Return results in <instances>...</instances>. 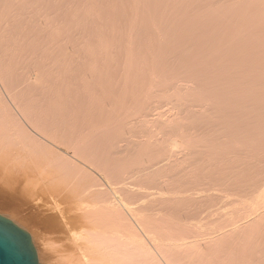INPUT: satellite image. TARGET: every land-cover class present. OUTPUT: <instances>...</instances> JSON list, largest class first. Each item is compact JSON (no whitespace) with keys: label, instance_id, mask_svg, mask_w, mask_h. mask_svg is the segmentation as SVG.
I'll list each match as a JSON object with an SVG mask.
<instances>
[{"label":"rangeland","instance_id":"1","mask_svg":"<svg viewBox=\"0 0 264 264\" xmlns=\"http://www.w3.org/2000/svg\"><path fill=\"white\" fill-rule=\"evenodd\" d=\"M1 1L6 2L5 5L7 7L9 5V4H7V2L10 4H13L14 6L9 5V7H8L11 10L13 8H10V7H14V9L12 10L13 12L9 11V9H5L6 6L4 7L2 5ZM27 1L28 0H16V1L15 0H8V1L7 0H0V2H1L0 3L1 4L0 10L4 13V14H2V12L0 11V15L2 14L0 16V18H1L0 19V85L3 87L2 88L0 86V89L2 90V95L5 98V100L9 104H11L10 106H13L11 103V100L15 99L16 96H17L16 98H22L25 101L27 100L26 102L31 103L34 106L35 112H37L38 114L39 113L40 114L45 113L44 115L49 116V117L52 116V118L55 117L57 120H59V119L65 120L67 122V125H68L67 130L69 132H71V130H73L72 132H74V134H79V136L81 135V137L84 138L83 142H85L86 145L88 144L89 146H92V147L96 146V142L98 139L99 150H101L103 148V151L108 153L114 147H116V148H118V150L117 149L116 150L121 153V154L120 153L119 154L123 156L124 153L129 149L128 145H129L130 141L139 140V138L140 139L141 138H144V139L148 138V137H145V135H144L145 133H143L141 129L140 130H139V128L135 129V127H134V130H133V126L132 127L129 126L130 125L129 123L136 121L139 118V115L141 116L142 113H144L143 111L140 112V110H143L145 105H146L147 111H148L146 113H150V112L156 113V111H166V110H168V108L171 109V107L173 108V106L177 105L178 103L182 106L183 105H189V106L194 107L195 109H199V108L205 106L206 104H209L210 100L214 101V103H217L215 100L218 99L219 100L218 102L220 104L219 103H217V104L221 105V108H220V106L218 107V105L213 106L212 105L213 103H211L212 101L210 102L211 104H209V106L211 105L213 108L217 107L216 108V109H218V110H216L217 114L218 113L221 114L222 117L226 116V119H228V121L232 125L229 126L226 119L225 120H223V118L220 119L221 118L220 116H219V118H216L217 117L216 112H215V110H211L212 108H210L211 107L210 106L209 107L210 111L208 112V114H209L208 125H207V120H205V122L203 121L199 125H197L196 128L198 130L197 129H193V130L190 129L191 130L190 133H192V134H194V132H196V131L197 132L199 131L200 133L202 131H205V132L201 133L202 136L200 133L196 132L198 134V137L196 139H193L194 141L193 140L190 141L193 145H191V143H189V144L184 143L183 146L179 147L180 149L177 148V151H174V153L176 155L174 153H170V152H164L166 154H164L163 152L161 153V151L157 150L156 148H153L151 150L153 151L154 155H156L157 154L156 152L159 151L158 157H160V159H163V158H161L162 156L164 157L165 155H167V157H165L166 160L168 158L173 159V160L177 159V158H181L180 155H182L183 152L185 153V150H183V149H186L187 154L188 153H190V154L196 153L197 154L196 159L192 160L191 164L190 163H187V164L184 163L183 164L185 166L184 173L182 170L180 175H177L176 177L171 176L168 179V183L171 184V187L180 189V192L182 193V195L183 194L186 196L187 195H191V196L193 195L192 198H190V196H187V198H189V202H187L188 201V199H187L186 201H184L180 204V207H182L181 211H180V209L178 210L179 207L174 208L175 211L177 212V214H181V216H183L184 218H186V217L189 219L193 218V220L196 219L195 221H200V220L206 221V220L212 218L213 212H214L213 210H220V208L219 209H218V207L215 208V206L221 205L222 207H224L226 201H228L227 199H229V198L238 199L237 195H240V191H242V190L245 191L244 188L247 189L250 187L248 183H251L252 181H254L255 179L253 180V178H256V176L258 175L256 173V170L259 169L258 166L260 167V164H258V162L259 163L261 162L263 165L261 167H264V164H263V162H264V148H261L264 145V140H262V138L264 137V129L262 130V127H264V115L262 114L263 113L262 108H264V107H262V106H264L262 104H264V100L262 98H264V97H261V95L264 96V92H263V90H257L256 89V88L260 89V88L264 87V76H263L264 72L261 74H258V76H256L258 72L264 71V49H262L264 46V42L263 41L258 42V40L264 39L263 38L264 37V32H263L264 19H261L264 17V14H263L264 9L262 8L263 6L261 8L257 7L258 2L256 0H255V3L253 0H251V1L250 0H246V1L245 0H228V1H230V2L232 1V2L227 4V5H225L226 0H217V1H215V0H210V1L209 0H206V1L200 0L199 2H198V0H194V1L193 0H189V1L186 0L188 3H186V1H183V0H180L181 2H179L177 0H173V1L172 0H153V2H150L152 0H144V1L134 0L135 3H133V1L130 0V3L132 1L131 5L128 2L129 0H124V1L123 0H86L87 2L85 0H82V1L81 0H64V1L63 0H30V1H28L29 3L31 2L30 5ZM34 1H36V2L34 3ZM18 2H20L22 4L25 3L24 5H28V6H23V7H27V8H24L25 10H23V13L25 12L26 16H25V14L22 13V11L20 12V15H17L14 12L16 5L19 4ZM148 2H150V3L148 4ZM204 2L206 3V5L204 4ZM212 2H214V3L209 4ZM220 2H222V4H220ZM233 2H235V3H233ZM16 3H18V4H16ZM58 3L60 5H58ZM178 3H179V5H177ZM183 3H184V7H182ZM194 3H195V5H193ZM198 3L200 5H198ZM207 3L209 5H207ZM256 3H257V6H256ZM33 4H34V7H33ZM185 4H187V5H185ZM216 4H217V6H216ZM223 4L226 6V8L222 12L223 8L225 7V6L223 7ZM230 4L235 5V6L237 5V7L231 6ZM135 5L136 6L139 5L140 7L137 6V8L139 7L138 9H140L141 11L136 10L137 8L135 7ZM149 5H151V6L148 7ZM203 5H205V6H203ZM228 5H230V6H228ZM238 5H240V7ZM241 5H242V7H241ZM18 6H19V8H18ZM18 6H17L16 11L18 9L22 10V6H20V5H18ZM79 6H81V7H79ZM142 6H143V8L146 7L147 9L144 8L145 10L142 11ZM154 6L156 8H153ZM157 6H158V8H157ZM164 6H166V7H164ZM188 6H190L189 9H188ZM200 6L201 7L203 6V8H201ZM248 6H250V7L247 10L246 8ZM29 7H30V12H27V10L29 11ZM205 7H207V8H205ZM210 7H211V12H209ZM221 7H222V9H221ZM204 8H205V10H202ZM228 8H229V10H228ZM251 8H253L254 12H252L253 10H251ZM185 9H188V10L184 11ZM215 9H217V10H215ZM233 9H235V11L231 12V10H233ZM236 9H237V12H236ZM32 10H34V11H32ZM153 10L155 13L152 12ZM161 10H162V12H160ZM165 10H166V13H164ZM167 10H169L171 13L170 12L168 13ZM249 10H251V12H249ZM202 11H203V13L201 14ZM226 11H228V12L226 13ZM31 12H32V14H30ZM129 12H131V13H129ZM146 12H148L150 15H151L150 12H152L153 16L147 17L148 13L146 15ZM159 12L163 13V14H160ZM196 12H197V14H196ZM212 12H214V13H212ZM255 12H256V14H258L257 17L259 19L256 16H254ZM144 13H145V15H144ZM209 13H211L212 15H209ZM221 13H223V14L221 15ZM246 13H247V15H244ZM251 13H253V14H251ZM37 14H38V16H37ZM67 14H68V16H67ZM187 14L189 16H187ZM232 14H234V15L231 16ZM236 14H238L237 15L238 18L235 17ZM8 15L9 16L12 15V16L9 17ZM29 15L31 16L30 18H29ZM178 15H180L181 17ZM182 16H185V17H182ZM229 16H230V19H229ZM255 17L257 19H255ZM24 18L26 20L28 19L27 22H26V20L24 21ZM144 18H146V19H144ZM166 18L169 20H167V22H164V21H166L165 20ZM175 18H177V19H175ZM189 18H190V20H189ZM220 18H221V20H220ZM222 18L224 19V21ZM240 18L242 19V21L239 20ZM131 19H133L134 21ZM135 19H137V20H135ZM203 19H204V21L202 23ZM205 19H207L206 22H205ZM33 20H35L36 22ZM126 20H128L129 22H132V23L127 24L128 21H126ZM160 20L162 22H160ZM173 20H175V21H173ZM184 20H187V21H184ZM218 20L220 22H217ZM13 21H14V23H13ZM179 21H181V22L179 23ZM214 21H216L215 24H213ZM143 22H144V24H143ZM228 22H229V25H228ZM246 22H247V24H246ZM22 23H24V24H22ZM34 23H35V25H34ZM208 23H210V24L208 25ZM13 24H15V25H13ZM135 24L136 25L138 24L139 26L138 25L137 26L139 28H136ZM157 24L159 26L152 29L153 26H155ZM211 24H213V25L211 26ZM226 24L228 26H226ZM3 25L7 26V27H5L6 30L5 29L3 30ZM12 25L14 27H12ZM27 25H29V26H27ZM31 25H32V27H31ZM58 26H60V27H58ZM203 26H204V28H202ZM241 26H243V27H241ZM127 27H128V29H127ZM129 27H131V28H129ZM133 27L136 28L135 29L136 32L132 29ZM141 27H142L143 31L141 30ZM209 27H211V28H209ZM229 27H231V28L229 29ZM249 27H251V29H249ZM1 28H2V30H1ZM146 28H148V29H146ZM218 28H220L221 30ZM237 28H239L238 30H241V31L240 32L237 31ZM260 28H262V29H260ZM10 29H13V30H10ZM167 29H168V31H167ZM183 29H186V30H183ZM207 29L209 31H207ZM20 30L22 33H20ZM138 30H140V31L138 32ZM169 30L171 32L173 31L174 33L169 32ZM180 30L182 33H183V31H185L186 34H185V32H184V34H182L180 32ZM193 30L196 31V33L193 32ZM48 31H50V32H48ZM149 31H151V32H149ZM165 31H167L168 33ZM205 31H207V32H205ZM224 31H226V32H224ZM10 32H13V34L12 33L10 34ZM24 32H26V33L24 34ZM7 33H9V34L7 35ZM56 33L57 34L59 33V34L57 35ZM165 33H167L166 34L167 36L163 37L162 35H164ZM160 34H162V35H160ZM180 34L184 37L178 36ZM192 34H193V36H192ZM245 34H248V36ZM258 34H262L263 36L260 35L261 37L260 36L258 37ZM29 35H33V36H31V38H30ZM158 35L163 37V38L159 37ZM172 35H173V37H172ZM204 35H206V36H204ZM157 36L159 37V39L155 40L157 38ZM190 36L192 37V39ZM216 36H218V37H216ZM228 36H231V39H230V37H229V39H226V37H228ZM254 36H256V37H254ZM169 37H171V38H169ZM178 38H180V39H178ZM164 39H166V40H164ZM250 39L251 40L254 39V41H250ZM6 40H9V41H6ZM23 40H25V41H23ZM55 40H57V41H55ZM158 40H160V41H158ZM163 40L165 42H162V45L160 46V43ZM187 40H190L189 41V42H191L190 45L188 44ZM246 40H248V41L246 42ZM44 41H47L48 44H47V42L45 43ZM58 41H59V43H58ZM152 41H155V42L153 43ZM176 41L177 42L179 41V42L177 43ZM195 41H197V42H195ZM1 42L3 44L6 43L5 45L7 47H4ZM29 42H32L34 44H31ZM64 42H65V44H64ZM157 42H159V44H157V46H155V44ZM175 42L177 44H175ZM182 42H183V45H182ZM184 42L186 44H188V46H186V44ZM227 42H229L230 44ZM244 42H246V45L243 46ZM25 43H26V45H25ZM151 43H153V44H151ZM201 43H202V45H201ZM166 44H169L168 45L169 47ZM184 44H185V46H184ZM210 44H211V46H210ZM158 45H159V47H158ZM177 45L181 46V47H178ZM22 46H23L24 50L22 49ZM154 46H155V48H154ZM173 46H174V48H173ZM175 46L178 48H175ZM203 46H205V48ZM206 47H207V50H206ZM241 47H242V49H240ZM245 47H246V49H245ZM251 47L253 50L251 49ZM258 47H259V49H258ZM45 49H47V50H45ZM163 49H164V51H163ZM64 50H65V52H64ZM239 50H241V51H239ZM14 51H15V53H14ZM161 51H163V52H161ZM19 52L20 53L22 52L24 54L20 55ZM218 52L221 54H219ZM240 52H241V54H240ZM14 54H16V55H14ZM45 54H46V56H45ZM38 55H40V56L37 58L36 56H38ZM20 56H24V57H22L20 59L19 58ZM159 56H160V58H159ZM216 56H218V57L216 58ZM245 56H247V57H245ZM250 56H252V58ZM25 57H26V59H23ZM54 58H55V60H54ZM129 58H131V59H129ZM255 58H256V60H255ZM220 59L222 60V62H220ZM163 60H165L166 63L168 62L167 65H166V63H164ZM32 61L35 62V64L31 63ZM226 61H228V64L226 63ZM25 62L29 63V65L27 64L28 68H27V65H25L26 64ZM179 62H180V64H179ZM185 62H186V64H185ZM241 63H242V65H241ZM30 64H32V65H30ZM109 64H111V66ZM220 64L222 65V67ZM244 64H246V65L244 66ZM173 65H175V66H173ZM198 65H200V66H198ZM223 65L225 66V68ZM231 65H232V67H231ZM236 65H238V66L236 67ZM77 66L79 68H77ZM217 66L218 67L220 66V68H218ZM19 67L22 68L23 73L20 71ZM47 68H49V69L47 70ZM217 68H218V71H220L219 74L211 73V72H216ZM223 68H224V70L226 69L227 71L230 70L231 73H227V71H223L222 70ZM234 68H235V70H233ZM41 69H42V71H41ZM43 69L45 71H43ZM176 69H177V71H176ZM237 69H239V71H237L239 76H238V74H235V75L232 74V73H235ZM245 70H246V73H245ZM127 71H129V72H127ZM230 71H228V72H230ZM156 73L157 74L159 73L158 74L159 76L156 75ZM209 73H211V75ZM223 73H226V75H224ZM248 73L250 75H254L253 77L257 78L258 80L251 77ZM3 74L4 75L8 74V75L4 76ZM125 74H127V75H125ZM20 75L22 78L20 77ZM66 75L68 77H66ZM70 75H72V76H70ZM162 75H164L165 78H164V76L162 77ZM196 75H199L200 78L201 77H203V78H201V79L198 77L195 78L194 76H196ZM208 75H210V76H208ZM244 75H246L247 77ZM39 76H40V78H39ZM42 76L45 78H43ZM152 76L154 77V79L156 76H158L159 79L162 78V80L160 79V81H163L165 79V81H163L165 83L160 82L158 78H157V82H158L157 83L156 79L154 80L152 78ZM219 76L221 78H218ZM185 77H187V78H185ZM166 78H167V80H166ZM192 78L194 79V83H193ZM225 78H227L226 79L227 81L225 80L226 83L224 84V81H222V80H224ZM228 78H230V80ZM243 78H245V79H243ZM41 79H43V81ZM182 79H185L184 81H186V82L184 83V81ZM188 79L190 80V82ZM202 79H204L206 81V83ZM261 79H262V81H261ZM178 80L180 81L181 86L180 85L178 86V84H179ZM237 80L242 81V82L245 81V83L248 82L251 84V86H249L250 84L249 85L246 84L247 86H244L245 83L243 82L244 84L242 85V83L240 82L242 85V86H240V88L242 87V89H241L242 96H239V95H241L240 90H238L239 86H236L237 83H236V85L234 84L235 82H238ZM198 81H199V83H197ZM214 81H216L217 84ZM169 82L171 84H168ZM176 82L178 84H176ZM5 83H6V86H7V84L9 85V83L11 86L12 85L13 86L11 87L9 85L6 87ZM230 83H232V84L229 85ZM15 84H16V86H15ZM182 84H184L185 87L187 84V86H190L191 88H193L194 93H191V94L197 95L198 98L200 97L202 99H207L208 103L203 104L200 102L201 100L199 101V100L193 99V97L191 96V94L189 92L182 95V96L180 95L181 96L180 97L177 87H179V88L183 87L184 85L182 86ZM197 84H199V85L201 84L202 87L204 86V88H203L204 90H200L202 87H201V85L197 86ZM227 85H229V86H227ZM58 86H60V87H58ZM195 86L197 87L196 89H195ZM207 86H209L211 89ZM217 86H219L222 89H219V87H217ZM224 86L226 88H224ZM248 86H249V89L246 90L248 88ZM253 86L256 87L255 90H257L258 92L253 90V88H254ZM8 87H10V88H8ZM18 87L20 88V90ZM205 87H207V88H205ZM251 87H253L252 91L250 90ZM5 88H7L6 91H4ZM243 88H245V89H243ZM207 90L209 92H207ZM232 90H234V91H232ZM14 91H16V92H14ZM156 91H157V93H156ZM212 91H213V93H211ZM217 91L220 93H218ZM243 91H244V95H243ZM248 91H249V93L253 92V94L252 93L249 94ZM259 91L261 92V95L259 94L260 96H258V93H260ZM255 92H256V95H255ZM195 93H197V94H195ZM198 93L199 94L205 93V95L204 94L203 95L206 98L202 95H199ZM230 93H233V94H230ZM14 94H16V96ZM143 94L145 97L143 96ZM148 94H150L151 97L148 96ZM207 94L208 95L211 94L210 97L212 96L213 98L211 97L212 99L211 98L209 99ZM225 94H226V96H225ZM65 95L68 97H66ZM185 95H187V96H185ZM215 95H217V98H215L216 97ZM11 96H12V99L10 98ZM152 96H154L153 97L154 99L152 98ZM234 96H236V97H234ZM125 97L126 98L128 97V98L125 99ZM121 98L123 99L122 101L120 100ZM148 98L150 100H148ZM214 98H215V100H214ZM228 98H229V100H228ZM117 99H119L118 101L120 103L116 102ZM135 99H136V102L139 103V105H143L144 107L139 106V107H141V108H139L138 104H136V102H135ZM143 99H146V100L143 101ZM152 99H153V104H151ZM188 99L191 100V102H189V104H188V101H189ZM230 99L232 101H230ZM235 99L237 102H235ZM185 100H187V101L185 102ZM242 100H244V102L246 100H249V101H246L249 104V107H248V104L244 103ZM250 100H252V101H250ZM239 101L241 102V104L239 103ZM122 102H123V104H122ZM175 102H178V103H175ZM251 102H254L255 105L251 106ZM134 103H135V105H134ZM197 103H199L200 106H198ZM226 103H228V104H226ZM236 103H239V104L237 105ZM117 104H119V105H117ZM125 104H127L126 105L127 109H126V107L124 108ZM159 104H160V106H159ZM128 105H130V107H132V108H129ZM151 105L154 106V108H153L154 110L152 109ZM196 105H197V107H196ZM239 105H242L244 108H245V106L248 108L254 107V108H256V110H254V108H253L252 110L248 109L247 111L246 110L241 111V109H239ZM259 105H261V107H259ZM206 106H208V105H206ZM146 107L144 109L145 111H146ZM222 107H224L223 109H227V110L224 111L222 109ZM230 107H232V108H230ZM120 108L128 111L130 117L134 116V118L132 117L131 119H128L129 118L128 114H127L128 117H125L126 115H123V114L121 115V113L125 114L126 112ZM128 108H129V110H128ZM14 109L15 108H13V110ZM229 109L230 110L232 109L231 117H230L231 113L230 114L228 113ZM220 110L224 113V116L222 115V113H220L221 112ZM233 110H235V112L237 110V113H235ZM14 111H15V113L18 112L16 109ZM176 111L178 112V114H181L180 118L181 119L183 118L182 120L186 122L185 118L182 117V116H185V113H183L182 111H178V110H176ZM137 112H138V115H137ZM229 112H231V111H229ZM115 113L117 116L115 115ZM251 113L252 114L254 113V114L252 115ZM60 114L63 116H61ZM234 114L235 115L239 114V115L235 116V117L238 116V119L242 115L241 117H243V118H241V117L240 118H241V120L243 119V121H241L240 119L238 120L237 118H234ZM258 114H262L260 116H263V119H262V117H258L259 116ZM228 115H229V117H228ZM246 115H247V117H246ZM254 115H256V116H254ZM101 116H103V117H101ZM252 116H254V117H252ZM111 117L116 118L117 122L115 121L114 118H113L114 119L113 120L114 122H113L111 120L112 119ZM249 117H251V118H249ZM232 118H233V122L236 121V124H233V122L231 120ZM252 118H256V119H254L252 121L251 120ZM235 119H237V120H235ZM52 120L56 121L55 119H52ZM217 121H219V122H217ZM237 121H238L239 126H241V128L243 130L242 131L241 128L238 127L239 130L241 131V133H243V132L245 133V131H247L248 134H246V135L243 134V136H242L239 133L238 134L236 133L237 131H235V130L238 129L237 127H235L237 125ZM240 121L242 123H240ZM125 122L128 125L126 127L123 126V124L125 125ZM243 122L245 123V125H249L248 127H249V129L251 128L250 130H251L252 135H251V133H249L250 130L247 129V126H245L246 129H244V127H243L244 123ZM253 122H256V123H253ZM101 123H103V124L101 125ZM257 124H259V125H257ZM103 125H104V127H103ZM110 125H112L113 128L114 127L117 128L118 130L115 128L113 129L112 127H111L112 129H110ZM212 126H214V127H212ZM219 126L221 127V129L219 128ZM231 126H233V128L235 130L233 128H231ZM159 127L160 126L158 125L159 132H156V131H158L156 129L157 128L156 126L153 127V130L156 129V131H154L156 133L152 134L153 139H158V138H162L165 136V134H164L165 131H163L164 128L163 127L159 128ZM209 127H210V129H209ZM259 127H261V128H259ZM121 128H123V129H121ZM227 128H228V130H227ZM208 129H209V131H208ZM256 129H261L262 131L256 130ZM119 130H120V133L118 132ZM160 130H162L163 133H160L161 132ZM253 130H256L258 132L260 131V132L258 133V132H255ZM95 131H97V132H95ZM124 131H125L126 135L128 134L127 135L128 137L123 134ZM188 131H189V129L184 131L186 136L189 135V133L187 134ZM220 131H224V132H222L223 136L221 135ZM231 131H232V133H231ZM89 132H92V133H89ZM228 132H230V133L228 134ZM105 133H107L108 135ZM210 133H211V137L213 136V133H214V137H212L211 139H210ZM118 134H119L120 139H118ZM192 134H190V135H192ZM216 134H218V136H217L218 138H216ZM227 134H228V136H227ZM86 135L87 136L89 135L90 139H88V137ZM95 135L97 136V139H96ZM122 135H124V136H122ZM231 135H235V137L231 136ZM112 136H114V137H112ZM204 136H206V137H204ZM224 136H225V138H224ZM247 136L249 138V141L252 143V144L251 143L250 144L254 146V147L252 146L253 148L250 147L252 149V152H254V153H252L250 151L252 154H249V155L253 156V154H255L256 158L254 156H253V158L247 156V154L249 153L248 151L251 149L248 148V151L245 150V152H248L246 154L244 152V149H247L245 147L250 146L249 141L247 140L248 139ZM251 136H254V138H255L254 142L252 139L253 137H251ZM91 137H92V139H91ZM103 137H104V139H103ZM202 137L206 138L207 140L208 139L212 140L213 143L210 142V144L212 146L210 144H209L210 146L207 145L209 142H207V140L204 141L203 140L204 138H202ZM237 137H239L240 140L242 139L246 145L243 143V141H241V143H239V139L236 140ZM117 139H118V141H117ZM197 139H198V141H197ZM127 140L129 142H127ZM215 140L216 141L218 140V143L215 142ZM256 140L262 144L259 146V148H258V143L256 142ZM223 141H224L223 145L219 144L220 142H223ZM235 141H236V143H235ZM118 142L120 143V145L117 144ZM201 142L205 143V144H202ZM225 142L226 143L230 142V144L227 143V146H225V144H226ZM216 143L218 144L219 147L222 146L221 149L218 150V146H216L215 149L213 148V147H215L213 145ZM240 144L242 145V147ZM113 145H115V146H113ZM107 146H108V149L105 150ZM120 147H122V151L124 153L122 151H120L121 150ZM230 147H232L233 149H231ZM96 148H98V147H96ZM187 148H188L189 152L187 151ZM205 149L206 150L208 149V151L211 153V156L213 154V155H217L220 159H223L222 165L220 164L221 168H220V165H218L219 166V168L217 167L218 169L217 168L212 169V168L216 167L217 165L211 166L210 163L207 162V161H209L211 156H210V154H208L209 152H207ZM151 150H150V155H152ZM193 150H195V151H193ZM225 150H228L227 154H226ZM222 151H225V152H222ZM241 151H243V152H241ZM255 151L256 152L258 151V154L260 156L259 155L256 156L257 153H255ZM220 152H221V155H219ZM230 152H231V154H229ZM168 153L174 155L175 157L172 155H169ZM224 153L227 156H225ZM205 156H206V158H205ZM234 156H235V158H232ZM237 157H238V159H237ZM258 157H262L263 160L261 161ZM207 158H208V160H207ZM254 158L257 160V162H256L257 164L253 162ZM227 159L231 160V162L229 161L231 164V165L229 164V166L227 165V163H229L226 161ZM200 160H203L204 163L209 164L210 166L206 165V164L202 165L203 161L201 162ZM205 160H206V162H205ZM235 160H237V162ZM249 160L252 162H250ZM245 161H246V164L244 165ZM232 162H233V164H232ZM241 162H242V164H241ZM248 164H252L251 167L248 166ZM119 165L120 166L122 165L121 161H120ZM246 165H247V168H246V171H244V168L246 167ZM193 166H196V167H193ZM241 166L243 169L241 168ZM253 166H256L255 171L247 172V170L253 169L254 168ZM201 167L203 169H201ZM205 167H206V170L204 169ZM222 167H223V169H222ZM231 168H232V171L230 170ZM234 168L237 170H233ZM240 168H241V170H240ZM225 169H228L229 172H228V170L225 171ZM190 170H194V171H198V172L194 173L193 171L190 172ZM216 171H219V172H216ZM186 173H188V174H186ZM200 173H201V177L199 176ZM209 173H211V174L215 173L214 175H216V176L212 175L211 177H213L214 179H217V181L214 180L213 178L210 179L211 183L212 184L214 183V186H211L210 182H208L209 179H207L208 178L207 175H209ZM224 173H226L227 174L226 176L229 177L227 179L231 180L230 183L227 180V184H226V178H224L226 176ZM194 174H196L197 177L194 176ZM238 174H241V176H240L241 179L238 178L239 177ZM242 174H247V175L251 174L252 176H254V175H256V176L251 177L248 175V176H246V178L248 177V179L246 180V178L242 177ZM221 175L223 176L222 178H221ZM236 175H238V177ZM187 176H191V178H189ZM177 178H179V179L177 180ZM196 178H198L199 180ZM242 178L246 181L244 182ZM192 179L193 180L195 179V180L193 181ZM218 179L219 180L221 179L223 181V184H221L222 182L219 181ZM190 180H192L195 183V187H194L193 182ZM204 180L206 183L204 182ZM249 180H251V182H249ZM182 181H183V183H182ZM186 181H187V183H186ZM231 182L234 184H231ZM204 183H205V185H204ZM235 183L239 184L241 187H243V189L240 188L239 186L235 185ZM192 184H193V186H192ZM224 184H226V186ZM229 184L232 187H230ZM185 185H186V188H184ZM215 185L217 186V189L215 188ZM196 186L197 187L199 186V188H197ZM228 186L230 188V192L228 190L229 189ZM234 186L236 187V189H234L235 191L233 190ZM191 187H193L194 189ZM200 187H202L201 190H200ZM204 187L206 188V190L204 189ZM225 187L228 189H226ZM190 188L193 190H190ZM237 188L240 189L239 193H238ZM215 193H216V196H215ZM217 193H219V195ZM230 193H231V195H230ZM195 195L200 196V199L196 198ZM203 196L204 197L206 196L205 198H207L208 201H207V199H203L204 198ZM216 197H217V199H216ZM224 197H225V199H224ZM226 197H227V199H226ZM221 198H223V200ZM218 199H221L223 201V203L221 200H218ZM192 201H193V203L191 205ZM198 201H199V203H198ZM194 202H196V203H194ZM204 202H205V204H204ZM206 202L209 203L210 205L215 204L214 208H212L211 206H209L210 207L209 208L208 204H206ZM187 203H188V207H186ZM194 204H195V208H194ZM216 204H219V205H216ZM170 205H172V203H170ZM197 205H198V207H197ZM183 206H184V208H183ZM189 207H191L192 210L194 209L193 212L194 211L196 212L197 208H199V210L196 212L197 214L195 212L190 213L188 210V209H190ZM185 208H186V210H185ZM208 208H209V210H208ZM227 208L233 209L232 206H228ZM169 209H171V206H168V210ZM1 210H3L4 212H7V213L11 212V214L13 216L18 215L17 216L18 218L23 216L22 214L17 213V212H16L17 214H15L14 213L15 211H12L11 208L9 209L8 207H5V208L3 207ZM188 212H189V214H187ZM19 214L21 216H19ZM207 214H208V216H207ZM205 216H207V218H205ZM256 236L264 238V234H262V232H258L257 235H255V237L253 239H255V241H259V242H255L252 239L253 242L251 241V243H249L250 248L252 250L253 249L258 250L255 253H254V251L251 252V249L249 250V248H248L249 244L248 243H247V245H245V243H244L245 239L243 236H241V237L244 240H241L240 239L241 237H240L237 241V244H235V247L233 246L234 244H230V245L226 246L228 249L234 247V249L237 250L239 243H240V246L238 249L243 248V247H241V243L244 244V248L242 250H244V251L246 250L245 256L239 262V255H237L238 257L237 256L235 257L236 261L234 264H243L244 260L245 261H253L254 263H256V260H255V258H257L256 255L258 254V252L264 251V241L262 240V238H259L260 239L259 240ZM240 240H241V242H240ZM260 242L262 243L263 248H261V246H259L261 244ZM254 246H256L258 248L254 247ZM259 247L261 249H259ZM242 250H240V252H242ZM248 252H249V255H247ZM246 256H247V258H246ZM251 256H256V257H254V260H253Z\"/></svg>","mask_w":264,"mask_h":264},{"label":"bare ground","instance_id":"2","mask_svg":"<svg viewBox=\"0 0 264 264\" xmlns=\"http://www.w3.org/2000/svg\"><path fill=\"white\" fill-rule=\"evenodd\" d=\"M28 1H30V0H28ZM132 1H133V3H135L134 0H132ZM132 1H131V3H132ZM142 1H144V0H142ZM177 1L181 2L180 0H177ZM183 1H186V0H183ZM199 1L200 0H198V2ZM215 1H217V0H215ZM253 1L255 3V0H253ZM256 1L258 2V6H257V3H256V6L260 7V8L263 6L262 8L264 9V0H256ZM35 2L36 1H34V3ZM128 2L130 3V0ZM150 2H153V0L150 1ZM150 2H148V4ZM214 2L209 3V4H213ZM231 2L226 0L225 5H227V4L231 3ZM5 3L6 2H4V1L2 2V5L4 7L6 6ZM18 3H16V4L22 6V10L18 9L16 11L17 6H18V5H16L14 12L17 15H20V12L22 11V13H23V10H25L24 8H27V7H23V6H28V5H24L25 3L24 4H22L20 2H18ZM30 3H29V5H30ZM131 3H130V5H131ZM186 3H188V2L186 1ZM195 3L193 5H195ZM233 3H235V2H233ZM7 4H9L10 6L11 5L14 6L13 4H10L8 2H7ZM204 4L206 5L205 2H204ZM209 4L207 3V5H209ZM220 4H222V2H220ZM9 5H8V7H9ZM58 5H60V4L58 3ZM177 5H179V3ZM185 5H187V4H185ZM198 5H200V4L198 3ZM205 5H203V6H205ZM225 5L223 4V7ZM230 5H228V6H230ZM137 6H139V5H137ZM137 6L135 5L136 8H137ZM150 6L151 5H149L148 7H150ZM203 6L202 7L200 6V7L203 8ZM216 6H217V4H216ZM231 6H235V5H231ZM238 6L240 7V5H238ZM8 7L6 6L5 9H9ZM33 7H34V4H33ZM79 7H81V6H79ZM164 7H166V6H164ZM182 7H184V3L182 5ZM189 7L190 6H188V9H189ZM235 7H237V5ZM241 7H242V5H241ZM249 7L250 6H248L246 9L248 10ZM10 8L14 9V7H10ZM18 8H19V6H18ZM138 8L136 10L141 11ZM144 8H146V7H144ZM144 8L142 6V11L145 10ZM153 8H156V7L154 6ZM157 8H158V6H157ZM205 8H207V7H205ZM205 8L202 9V10H205ZM225 8H226V6L223 8L222 12L224 11ZM188 9H185L184 11H187ZM221 9H222V7H221ZM12 10L9 9V11H12ZM215 10H217V9H215ZM228 10H229V8H228ZM251 10H253V8H251ZM251 10H249V12H251ZM32 11H34V10H32ZM232 11H235V9L231 10V12ZM27 12H30V7H29V11L27 10ZM152 12L155 13L154 10ZM152 12H150L151 15L148 12H146V15L148 13L147 17L153 16ZM160 12H162V10ZM167 12L169 13L170 11L167 10ZM197 12H196V14H197ZM209 12H211V7H210V11ZM227 12L228 11H226V13ZM236 12H237V9H236ZM252 12H254V10ZM129 13H131V12H129ZM164 13H166V10L164 11ZM202 13H203V11L201 12V14ZM212 13H214V12H212ZM2 14H4V13L2 12ZM23 14H25V12ZM30 14H32V12ZM160 14H163V13H160ZM222 14L223 13H221V15ZM251 14H253V13H251ZM144 15H145V13H144ZM209 15H212V14L209 13ZM233 15L234 14H232L231 16H233ZM237 15L238 14H236L235 17H237ZM244 15H247V13L244 14ZM10 16H12V15H10ZM25 16H26V14H25ZM37 16H38V14H37ZM67 16H68V14H67ZM178 16H180V15H178ZM187 16H189V15L187 14ZM254 16L257 17L258 14H256V12H255ZM30 17L31 16L29 15V18ZM182 17H185V16H182ZM256 17H255V19L258 18V17L257 18ZM144 19H146V18H144ZM175 19H177V18H175ZM229 19H230V16H229ZM261 19H264V17L261 18ZM25 20L26 19L24 18V21ZM27 20H26V22H27ZM128 20H126V21H128ZM131 20H133V19H131ZM135 20H137V19H135ZM165 20L166 21H164V22H167V20H169V19L166 18ZM189 20H190V18H189ZM206 20L207 19H205V22H206ZM220 20H221V18H220ZM239 20L242 21L241 18ZM33 21H35V20H33ZM129 21L127 22V24L132 23V22H129ZM173 21H175V20H173ZM184 21H187V20H184ZM203 21H204V19L202 20V23H203ZM223 21H224V19H223ZM160 22H162V21L160 20ZM180 22L181 21H179V23ZM217 22H220V21L218 20ZM13 23H14V21H13ZM215 23H216V21L213 22V24H215ZM22 24H24V23H22ZM143 24H144V22H143ZM209 24L210 23H208V25ZM213 24H211V26ZM246 24H247V22H246ZM13 25H15V24H13ZM13 25H12V27H14ZM34 25H35V23H34ZM137 25H136V28H139L138 27L139 25L138 26ZM228 25H229V22H228ZM228 25L226 24V26H228ZM27 26H29V25H27ZM157 26H159V25L157 24V25L153 26L152 29H154ZM5 27H7V26L3 25V30L5 29ZM31 27H32V25H31ZM58 27H60V26H58ZM241 27H243V26H241ZM129 28H131V27H129ZM136 28L133 27L132 29L135 31ZM148 28H146V29H148ZM202 28H204V26ZM209 28H211V27H209ZM230 28L231 27H229V29ZM239 28H237V31L240 32L241 30H238ZM127 29H128V27H127ZM208 29H207V31H209ZM218 29H220V28H218ZM249 29H251V27H249ZM260 29H262V28H260ZM1 30H2V28H1ZM10 30H13V29H10ZM141 30H142V27H141ZM183 30H186V29H183ZM139 31L140 30H138V32ZM151 31H149V32H151ZM167 31H168V29H167ZM167 31H165V32H167ZM207 31H205V32H207ZM48 32H50V31H48ZM169 32H171V31L169 30ZM180 32H181V30H180ZM184 32L185 31H183V33L182 32L181 33L184 34ZM193 32L196 33V31H194V30H193ZM224 32H226V31H224ZM263 32H264V28H263ZM11 33L13 34V32H10V34ZM20 33H22L21 30H20ZM25 33L26 32H24V34ZM167 33H165L164 35H162V34H160V35H162L164 37V36H167L166 35ZM8 34L9 33H7V35ZM185 34H186V32H185ZM245 35L248 36V34H245ZM260 35L263 36L262 34H258V37ZM29 36L31 38V36H33V35H29ZM158 36H157V38L155 40H157V39H159V37H161V36H159V37ZM178 36H182V35L180 34ZM192 36H193V34H192ZM204 36H206V35H204ZM256 36H254V37H256ZM163 37H161V38H163ZM172 37H173V35H172ZM182 37H184V36H182ZM216 37H218V36H216ZM229 37L231 39V36L226 37V39H229ZM169 38H171V37H169ZM166 39H164V40H166ZM178 39H180V38H178ZM191 39H192V37H191ZM164 40L161 41L160 46L162 45V42H165ZM190 40H187L189 45L191 44V42H189ZM6 41H9V40H6ZM23 41H25V40H23ZM55 41H57V40H55ZM158 41H160V40H158ZM197 41H195V42H197ZM247 41L248 40H246V42ZM250 41H254V39H252V40L250 39ZM259 41H263L264 42V39L263 40H258V42ZM44 42L46 43L47 41H44ZM152 42L154 43L155 41H152ZM176 42H175V44H177L179 41L177 43ZM246 42L243 43V46L246 45ZM29 43L34 44L32 42H29ZM58 43H59V41H58ZM153 43H151V44H153ZM202 43H201V45H202ZM227 43H229V42H227ZM5 44L6 43H4L3 46L7 47ZM47 44H48V42H47ZM64 44H65V42H64ZM157 44H159V42H157L155 44V46H157ZM185 44H184V46H185ZM188 44H186V46H188ZM25 45H26V43H25ZM166 45L168 46L169 44H166ZM182 45H183V42H182ZM155 46H154V48H155ZM210 46H211V44H210ZM158 47H159V45H158ZM178 47H181V46H178ZM178 47L175 46V48H178ZM203 47L205 48V46H203ZM207 47H206V50H207ZM173 48H174V46H173ZM22 49H23V46H22ZM240 49H242V47ZM245 49H246V47H245ZM251 49H252V47H251ZM258 49H259V47H258ZM262 49H264V46H263ZM45 50H47V49H45ZM163 51H164V49H163ZM163 51H161V52H163ZM239 51H241V50H239ZM64 52H65V50H64ZM14 53H15V51H14ZM21 54H24V53L21 52L20 55ZM219 54H221V53H219ZM240 54H241V52H240ZM14 55H16V54H14ZM39 56L40 55H38L36 57L38 58ZM45 56H46V54H45ZM160 56H159V58H160ZM22 57H24V56H20L19 58L21 59ZM217 57L218 56H216V58ZM245 57H247V56H245ZM250 57L252 58V56H250ZM23 59H26V57L23 58ZM129 59H131V58H129ZM54 60H55V58H54ZM255 60H256V58H255ZM163 61H164V63H166L165 60H163ZM220 62H222L221 59H220ZM31 63L35 64V62H33V61ZM167 63H166V65H167ZM226 63L228 64V61H226ZM27 64L29 65V63H26L25 65H27ZM179 64H180V62H179ZM185 64H186V62H185ZM28 65H27V68H28ZM30 65H32V64H30ZM109 65L111 66V64H109ZM232 65H231V67H232ZM241 65H242V63H241ZM245 65L246 64H244V66ZM173 66H175V65H173ZM198 66H200V65H198ZM237 66L238 65H236V67ZM221 67H222V65H221ZM77 68H79V67L77 66ZM218 68H220V66ZM218 68H217V70L215 69L216 72H211V73L219 74L220 71H218ZM224 68H225V66H224ZM224 68L222 70L223 71H227L226 69L224 70ZM48 69L49 68H47V70ZM233 70H235V68ZM20 71L21 72L23 71L22 68H20ZM41 71H42V69H41ZM43 71H45V70L43 69ZM176 71H177V69H176ZM228 71H230V70H228ZM228 71H227V73H231V71L230 72H228ZM237 71H239V69H237L236 72L232 73V74L233 75L238 74ZM127 72H129V71H127ZM263 72L264 71L258 72L257 75L256 74L255 75L258 76V74H261ZM211 73H209V74L211 75ZM245 73H246V70H245ZM158 74L156 73V75H158ZM223 74L226 75V73H223ZM7 75L5 74L4 76H7ZM21 75H20V77H21ZM125 75H127V74H125ZM210 75H208V76H210ZM70 76H72V75H70ZM158 76L155 77L156 82H157V78L159 79ZM163 76L164 75H162V77ZM238 76H239V74H238ZM244 76H246V75H244ZM250 76L253 77L254 75H250ZM66 77H68V76L66 75ZM194 77L195 78H197V77L200 78L199 75H196ZM39 78H40V76H39ZM43 78H45V77H43ZM152 78L154 79L153 76H152ZM164 78H165V76H164ZM185 78H187V77H185ZM201 78H203V77H201ZM218 78H221V77L219 76ZM253 78H255V77H253ZM160 79L162 80V78H160ZM160 79H159V81H160ZM226 79L227 78L222 80V81H224V84L227 81ZM228 79L230 80V78H228ZM243 79H245V78H243ZM255 79L258 80L257 78H255ZM41 80L43 81V79H41ZM166 80H167V78H166ZM182 80L184 81L185 79H182ZM192 80H193V83H194V79L193 78H192ZM202 80L206 83V81L204 79H202ZM163 81H165V79ZM163 81H160V82H163ZM261 81H262V79H261ZM185 82L186 81H184V83ZM189 82H190V80H189ZM214 82L217 84L216 81H214ZM240 82L242 83V85L245 83V81H243L244 83L242 81H238V82H235V83L233 82V83L235 85L237 83L236 86H239L238 90H240V92H241L242 87L240 88V86H242V85H241ZM163 83H165V82H163ZM197 83H199V81ZM168 84H171V83L169 82ZM176 84H178V83L176 82ZM187 84H186V87H185L184 84H182V86L184 85L183 87H180V88L177 87L178 91H179V96L180 95L182 96V95H184V94H186L188 92L190 94L194 93L193 88H191L190 86H187ZM231 84L232 83H230L229 85H231ZM246 84L249 85L250 83L246 82L244 86H247ZM9 85H10V83H9ZM9 85L7 84V86H9ZM179 85L181 86L180 81H179L178 86ZM198 85L199 84H197V86ZM229 85H227V86H229ZM5 86H6V83H5ZM15 86H16V84H15ZM249 86H251V84ZM249 86H248V88L246 90L249 89ZM58 87H60V86H58ZM201 87H202V85H201ZM207 87H209V86H207ZM207 87H205V88H207ZM217 87H219V86H217ZM253 87H251V89H250L251 91H252ZM8 88H10V87H8ZM196 88L197 87L195 86V89ZM203 88H204V86L200 90H204ZM224 88H226V87L224 86ZM255 88L256 87H254L253 90H255ZM263 88L264 87H262L260 89H258V88H256V89L257 90H263V92H264ZM219 89H222V88L219 87ZM243 89H245V88H243ZM6 90H7V88H5L4 91H6ZM19 90H20V88H19ZM257 90H255V91L258 92ZM232 91H234V90H232ZM14 92H16V91H14ZM207 92H209V91L207 90ZM256 92H255V95H256ZM156 93H157V91H156ZM211 93H213V91ZM218 93H220V92H218ZM248 93H249V91H248ZM251 93L253 94V92H250L249 94H251ZM144 94H143V96H144ZM195 94H197V93H195ZM203 94L205 95V93H203ZM203 94L200 93L199 95L204 96ZM230 94H233V93H230ZM259 94L261 95V92L258 93V96H260ZM14 95L16 96V94H14ZM187 95H185V96H187ZM210 95L207 94L209 99L212 97V96L210 97ZM243 95H244V91H243ZM148 96H150V94H148ZM191 96L193 97V99H196V100H199V101L201 100L200 102L203 103V104L208 103L207 99H202L200 97L198 98V96L194 95V94H191ZM215 96H216L215 98H217V95H215ZM225 96H226V94H225ZM239 96H242V92H241V95H239ZM16 97H15V99H12V96L10 97L12 99L11 103L13 105V106H10L11 104H9L5 100V98L2 95V90L0 89V214L8 217L14 223H16L18 226H20L21 228H23L24 230H26V231H28L30 233V235L32 237V241H33L35 247L37 248L38 258H39V261H40L41 264H234L235 261H236L235 257L237 255H239V262H240V260H242L244 258L245 252H246V250L245 251L242 250L244 248V244H242V243H241V247H243L242 249H238L239 246H240V243H239V246H238L237 250L234 249L235 244H237L238 239L241 236H243L244 239H245L244 243H245V245H247V243L248 244L251 243L252 239L255 237V235H257L258 232H262V234H264L263 233L264 232V167H261V166H263L261 162L260 163L258 162V164H260V167L258 166L259 169L256 170V173L258 175L257 176L254 175V176H256V178H253V180L254 179L255 180L252 181L253 183L251 182V180H249V182H251V183H248L250 187L247 188V189L244 188L245 191H243V190L240 191V195H237L238 199H232V198L227 199V197H226V199L228 201H226L224 207H222L221 205L220 206H215V204H213V205L211 204L210 205L209 203L206 202V204H208V207L211 206L212 208H214V206H215V208L216 207H218V209L220 208V210H213L214 212H213L212 218H210V219H208L206 221L205 220H203V221H201V220L200 221H195L196 219L193 220V218H190V219L187 218V217L184 218L183 216H181V214H177V212L174 209V208L179 207L178 210L180 209V211H181L182 207H180V204L182 202L186 201L187 199H188L187 202H189V198H187V196H190V198H192L193 195L192 196L191 195H187L186 196L184 194L182 195V193L180 192V189L171 187V184L168 183V179L171 176L176 177L177 175H180L182 170H183V173H184L185 166L183 164L184 163H186V164L190 163L191 164L192 160L196 159V155L197 154L196 153H192V154L188 153L187 154L186 153V149H183V150H185V153L183 152L184 154L182 153V155L179 154L181 158H177V159H174V160L168 158L166 160L165 157H167V155H165L164 157L161 155L162 156L161 158H163V159H160V157H158V154H159L158 152L161 151V153L162 152L163 153L164 152L174 153V151H177V148L183 146L184 143L189 144V143H191L190 142L191 140L196 139L198 137L197 133H200V132L196 131L197 133L194 132V134H192V133H190V131L193 130V129H197L196 128L197 125H199L203 121L205 122V120H207V125H208V119H209L208 112L210 111V108H212L211 110H215L216 115H217L216 118H219V116H220L221 117L220 119L223 118V120H225L226 116H224V113L221 110H220L221 111L220 113H222V115L225 118L222 117L221 114H219V113L217 114V111H216V110H218V109H216L217 107L213 108L211 105H210L211 107L209 106V104H211V103H213L212 104L213 106H217L218 105L217 103H219L218 99L215 100V98H214V100L217 103H214V101L210 100L209 104H206L208 106L205 105V106H203V107H201L199 109H195L194 107L189 106V105H183L182 106L178 102H175V103H178V104L174 105L173 108L172 107H171V109L168 108V110H166V111H156V113H151V112L150 113H146V112H148L146 105H145V107H146V111H145L144 110L145 107L143 105H139V103H137L136 99H135V102H136V104H138V107L139 106H143L144 107L143 110H140V112L143 111L144 113H142L141 116L139 115V118L138 119L136 118L137 119L136 121L129 123L130 124L129 126H131V127L133 126V130H134V127H135V129L136 128H139V130L141 129L142 132L145 133L144 134L145 137H148V138L147 139H144V138L140 139L139 138V140H132L130 142L127 140V142H129V145H128L129 149L124 153L122 151V147H120L121 148L120 151H122L124 153V155L122 156V155H120L121 153L117 151L118 148H116V147H114L115 149L114 148L112 150L110 149L111 151H109L108 153L103 151V148L101 149L102 151L99 150V143H98L99 141H98L96 135H95V137L97 139L96 146L92 147V146H89L88 144L86 145L85 142H83L84 138H82L81 135L79 136V134H74V132H72L73 130H71V129H70L71 132H69L67 130V128H68L67 126L68 125H67V122L65 120H63V119L57 120L55 117L52 118V116H50L51 117L50 118L49 116L44 115L45 113L44 114H40V113L38 114L37 112H35L34 106L31 103L26 102L27 100L25 101L22 98H16ZM66 97H68V96H66ZM153 97L154 96H152V98ZM234 97H236V96H234ZM261 97H264V96L261 95ZM127 98L125 97V99H127ZM153 99L151 101V104H153ZM262 99L264 100V98H262ZM118 100L119 99L116 100L117 103L119 102ZM120 100L122 101L123 99L121 98ZM144 100H146V99H143V101ZM148 100H150V99L148 98ZM228 100H229V98H228ZM186 101L187 100H185V102ZM230 101H232V100L230 99ZM240 101H239V103L241 104ZM242 101L244 102V100H242ZM246 101H249V100H246ZM246 101L244 103L248 104ZM250 101H252V100H250ZM189 102H191V100L188 101V104H189ZM235 102H237L236 99H235ZM254 102H251V106L255 105ZM239 103H236V104L238 105ZM122 104H123V102H122ZM197 104H198V106H200L199 103H197ZM226 104H228V103H226ZM117 105H119V104H117ZM126 105L127 104L124 105V108L126 107ZM134 105H135V103H134ZM262 105H264V104H262ZM151 106H152V109H153L154 106L153 105H151ZM159 106H160V104H159ZM219 106L221 108V105H218V107ZM128 107L132 108V107H130V105H128ZM196 107H197V105H196ZM248 107H249V104H248ZM248 107L245 106V108H244L242 105H239V109H241V111H244V110L247 111L248 109L252 110L254 108V107L253 108H248ZM259 107H261V105H259ZM262 107H264V106H262ZM13 108H15L18 112L15 113V111H14L15 109L13 110ZM129 108H128V110H129ZM139 108H141V107H139ZM223 108L224 107H222V109ZM230 108H232V107H230ZM120 109H122V108H120ZM126 109H127V107H126ZM122 110H124V109H122ZM176 110L182 111L183 113H185V116H182V117L185 118L186 122L182 120L183 118L182 119L180 118L181 114H178V112ZM223 110L226 111L227 109H223ZM237 110H236V112H235V110H233V111L235 113H237ZM254 110H256V108H254ZM124 111L126 113L125 114L121 113V115L122 114L126 115L125 117L129 116L128 119H131L132 117L134 118V116L130 117L128 111H126V110H124ZM229 111H231V112H229ZM262 112H263L262 114L264 115V108H262ZM116 113H115V115H116ZM228 113L229 114L231 113L230 114V117H231L232 109L231 110L229 109ZM127 114H128V116H127ZM262 114H258L259 115L258 117H262V119H263V116H260ZM137 115H138V112H137ZM236 115H239V114H236ZM236 115L234 114V118L238 119V116L235 117ZM61 116H63V115H61ZM254 116H256V115H254ZM254 116H252V117H254ZM101 117H103V116H101ZM228 117H229V115H228ZM240 117H239V119L241 120V118H243V117H241V118ZM246 117H247V115H246ZM113 118L111 120L113 121L115 119V121L117 122L116 118H114V119ZM249 118H251V117H249ZM52 119H55L56 121H53ZM237 119H235V120H237ZM254 119H256V118H252L251 120L253 121ZM231 120L233 122V118ZM226 121L229 124V126L232 125L228 121V119H226ZM241 121H243V119ZM241 121H240V123H242ZM217 122H219V121H217ZM253 123H256V122H253ZM102 124L103 123H101V125ZM233 124H236V121L233 122ZM104 125H103V127H104ZM158 125L160 127L164 128L163 131H165L164 132L165 136L162 137V138L153 139L152 138L153 137L152 134L156 133V132H159ZM237 125L235 127H237V128L240 127L241 128V126H239V124H238V121H237ZM257 125H259V124H257ZM123 126L126 127L128 125L125 122V125L123 124ZM155 126L157 127L156 129L158 131H156V129L153 130V127H155ZM245 126H247L248 130L251 129V128L249 129V127H248L249 125H245V123H244V126H243L244 129H246ZM111 127L113 128L112 125H110V129H112ZM212 127H214V126H212ZM219 128L221 129L220 126H219ZM231 128H233V126H231ZM259 128H261V127H259ZM115 129H117V128H115ZM121 129H123V128H121ZM188 129H189V131L187 132V134L189 133V135L186 136L184 131H186ZM209 129H210V127H209ZM209 129H208V131H209ZM263 129H264V127H262V130ZM227 130H228V128H227ZM241 130H242V128H241ZM256 130L262 131L261 129H256ZM256 130H253V131L258 132ZM154 131H156V132H154ZM160 131H161L160 133H163L162 130H160ZM235 131H237L236 132L237 134L239 133L242 136H243V134H245V135L248 134L247 131H245V130H244L245 133L244 132L241 133L239 128L236 129ZM95 132H97V131H95ZM118 132L120 133V130ZM202 132H205V131H202ZM222 132H224V131H220L221 135L223 136ZM89 133H92V132H89ZM107 133H105V134H107ZM229 133L230 132H228V134ZM231 133H232V131H231ZM249 133H251V130H250ZM123 134L125 136L128 135V134L126 135L125 131L123 132ZM190 134H192V135H190ZM228 134H227V136H228ZM124 135H122V136H124ZM235 135H231V136L235 137ZM251 135H252V133H251ZM201 136H202V134H201ZM206 136H204V137H206ZM217 136H218V134H216V138H218ZM87 137H88V139H90L89 135ZM92 137H91V139H92ZM112 137H114V136H112ZM204 137H202V138H204ZM212 137H214V133H213ZM212 137H211V133H210V139ZM251 137H253L252 139H253V142H254L255 141L254 136H251ZM224 138H225V136H224ZM247 138H248V136H247ZM103 139H104V137H103ZM118 139H120L119 134H118ZM118 139H117V141H118ZM210 139L207 140L206 138H204L203 140L204 141L207 140V142H209V143L208 144L206 143V144L209 145L210 142L213 143V141L210 140ZM238 139H239V137H237L236 140H238ZM247 140L249 141V138ZM257 140H256V142L258 143V148H259V146L262 145V144L259 143ZM262 140H264V137L262 138ZM197 141H198V139H197ZM241 141H243V140L239 139V143H241ZM215 142L218 143V140L217 141L215 140ZM223 143H224V141L220 142L219 144L223 145ZM227 143L230 144V142H227ZM227 143L225 144V146H227ZM235 143H236V141H235ZM243 143H244V141H243ZM250 143L251 142L249 141V145L250 146L247 145L248 147H245L247 149H244V152H245V150L248 151V148L251 149L250 147H252L253 145H251L252 143L251 144ZM117 144L120 145L119 142ZM202 144H205V143H202ZM216 144L213 145V146H215V147H213L214 149L216 148V146H218V144L217 145ZM191 145H193V144L191 143ZM113 146H115V145H113ZM96 147H98V148H96ZM221 147L218 146V150L221 149ZM241 147H242V145H241ZM153 148H156L157 150H159L158 152H156L157 153L156 155H154L153 151L151 150ZM230 148L233 149L232 147H230ZM261 148H264V145ZM107 149H108V146L106 147L105 150H107ZM150 150L152 151V155H150ZM187 151H188V148H187ZM193 151H195V150H193ZM206 151L209 152L208 149ZM225 151H226V154H227L228 150H225ZM225 151H222V152H225ZM250 151L252 152V149L248 151L249 153L245 152V154L248 153L247 156L252 157V158H253V156L255 157V154H253V156L249 155V154L254 153V152L251 153ZM241 152H243V151H241ZM255 153H257L256 156L259 155L258 151L257 152L255 151ZM164 154H166V153H164ZM208 154H210V156H211L210 152ZM226 154H225V156H227ZM229 154H231V152ZM169 155H172V154H169ZM219 155H221V152L219 153ZM172 156H174V155H172ZM205 158H206V156H205ZM232 158H235V156L232 157ZM255 158L253 159L254 163L257 162V160ZM258 158L261 161L263 160L262 157H258ZM237 159H238V157H237ZM207 160H208V158H207ZM120 161H121V164H122L121 166L119 165ZM200 161L202 162L203 160H200ZM222 161H223V159H220L217 155H213L212 154L211 158L207 162H209L211 166H216L217 165L216 167L212 168V169H215L217 167L219 168L218 165H220V164L222 165V163H223ZM226 161L227 162H229V161L231 162L230 159L229 160L227 159ZM235 161L237 162V160H235ZM205 162H206V160H205ZM230 162L227 163L228 166H229ZM233 162H232V164H233ZM250 162H252V161H250ZM204 164H206V163H204V161H203L202 165H204ZM241 164H242V162H241ZM245 164H246V161H245L244 165ZM263 164H264V162H263ZM206 165H209V164H206ZM221 165H220V168H221ZM251 165L252 164H248V166H250V167H251ZM193 167H196V166H193ZM253 167H254L253 169H249V170H247V172L255 171L256 166H253ZM241 168H242V166H241ZM241 168H240V170H241ZM246 168H247V165L244 168V171H246ZM201 169H203V168L201 167ZM204 169L206 170V167ZM222 169H223V167H222ZM227 170L228 169H225V171H227ZM230 170L232 171V168ZM233 170H237V169L234 168ZM191 171H193L194 173L198 172V171H194V170H190V172ZM216 172H219V171H216ZM228 172H229V170H228ZM186 174H188V173H186ZM214 174L209 173V175H207L208 176L207 179H209V181L208 180L207 181L210 182L211 186H214V183L212 184L211 180H210V179L213 178V177H211L212 175L216 176ZM224 174H225V176L227 175L226 173H224ZM238 175H239V177H238ZM238 175H236V176L239 179H241V177H240L241 174H238ZM248 175L251 176V177H254L251 174H248ZM248 175L247 174H242V177L246 178V176H248ZM194 176H196V174H194ZM199 176L201 177V173H200ZM187 177L191 178V176H187ZM222 177L223 176L221 175V178ZM224 178H226V184H227V180H228L227 178H229V177L226 176ZM178 179L179 178H177V180ZM196 179H198V178H196ZM247 179H248V177L246 178V180ZM192 180H190V181H192ZM214 180L217 181V179H214ZM246 180L243 179L244 182ZM183 181H182V183H183ZM219 181H221L222 182L221 184H223V181L221 179ZM230 181L231 180L229 179L228 182L230 183ZM204 182H205V180H204ZM186 183H187V181H186ZM205 183H204V185H205ZM193 184H194V187H195V183L194 182H193ZM193 184H192V186H193ZM226 184H224V185L226 186ZM231 184H234V183L231 182ZM235 185H237V186H239L240 188L243 189V187H241L239 184L235 183ZM199 186L198 187L196 186V187L199 188ZM229 186L232 187L230 184H229ZM229 186H228V188H229ZM234 187H233V190L236 189V187L235 188ZM184 188H186V185H185ZM191 188H193V187H191ZM191 188H190V190L194 189V188L193 189H191ZM215 188L217 189L216 185H215ZM228 188H226V189H228ZM201 189H202V187H200V190ZM204 189L206 190L205 187H204ZM228 190L230 192V188ZM237 190H238V193H239L240 189L237 188ZM217 194L219 195V193H217ZM230 195H231V193H230ZM197 196L195 195L196 198L200 199V196H198V197ZM215 196H216V193H215ZM205 197L203 199H207ZM216 199H217V197H216ZM221 199L223 200V198H221ZM221 199H218V200H221ZM224 199H225V197H224ZM193 201L191 202V205H192ZM207 201H208V199H207ZM170 203H172V205H170ZM194 203H196V202H194ZM198 203H199V201H198ZM222 203H223V201H222ZM204 204H205V202H204ZM216 205H219V204H216ZM168 206H171V209L168 210ZM228 206H232L233 209L227 208ZM3 207L4 208L8 207L9 209L11 208L12 211H15L14 212L15 214L20 213L23 216L18 218L17 217L18 215L16 216L14 214L16 216L15 217V216H13L11 214V212H10L11 210L9 211L10 213H7V212H4L3 210H1ZM186 207H188V203H187ZM191 207H189L190 209H188V210H189L190 213H194L195 211L193 212L194 209L192 210ZM197 207H198V205H197ZM183 208H184V206H183ZM194 208H195V204H194ZM209 208H208V210H209ZM185 210H186V208H185ZM198 210H199V208H197V211ZM189 212L187 214H189ZM20 214H19V216H21ZM207 216H208V214H207ZM207 216H205V218H207ZM257 238L259 239V238H262V237L258 236ZM240 239L244 240V239H242V237ZM241 240H240V242H241ZM253 240L255 241V239H253ZM262 240L264 241V238H262ZM255 242H259V241H255ZM230 244H234L233 245L234 247L228 249L226 246L230 245ZM259 246H261V248H263L262 243ZM254 247H256V246H254ZM248 248H249V250L251 249L250 248V244H249ZM256 248H258V247H256ZM261 248L259 247V249H261ZM240 250H242V252H240ZM252 251H254V253H255L258 250H256V249L252 250L251 249V252ZM247 255H249V252H248ZM256 256H257V258H255L256 263H254L253 261H245L244 260L243 264H264V251L258 252V254ZM256 256H251V257L254 260V257H256ZM246 258H247V256H246Z\"/></svg>","mask_w":264,"mask_h":264},{"label":"water","instance_id":"3","mask_svg":"<svg viewBox=\"0 0 264 264\" xmlns=\"http://www.w3.org/2000/svg\"><path fill=\"white\" fill-rule=\"evenodd\" d=\"M0 264H41L30 233L2 214Z\"/></svg>","mask_w":264,"mask_h":264}]
</instances>
